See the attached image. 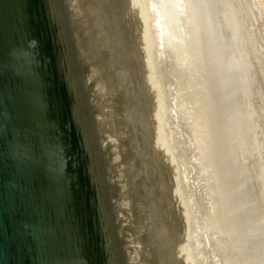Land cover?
<instances>
[{"label":"water","instance_id":"obj_1","mask_svg":"<svg viewBox=\"0 0 264 264\" xmlns=\"http://www.w3.org/2000/svg\"><path fill=\"white\" fill-rule=\"evenodd\" d=\"M0 264H264L208 0H0Z\"/></svg>","mask_w":264,"mask_h":264},{"label":"rangeland","instance_id":"obj_2","mask_svg":"<svg viewBox=\"0 0 264 264\" xmlns=\"http://www.w3.org/2000/svg\"><path fill=\"white\" fill-rule=\"evenodd\" d=\"M264 212V0H208Z\"/></svg>","mask_w":264,"mask_h":264}]
</instances>
